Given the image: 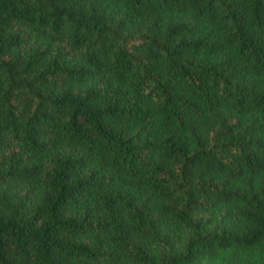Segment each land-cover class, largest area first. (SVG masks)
Listing matches in <instances>:
<instances>
[{
	"label": "trees",
	"instance_id": "1",
	"mask_svg": "<svg viewBox=\"0 0 264 264\" xmlns=\"http://www.w3.org/2000/svg\"><path fill=\"white\" fill-rule=\"evenodd\" d=\"M264 264V0H0V264Z\"/></svg>",
	"mask_w": 264,
	"mask_h": 264
},
{
	"label": "rangeland",
	"instance_id": "2",
	"mask_svg": "<svg viewBox=\"0 0 264 264\" xmlns=\"http://www.w3.org/2000/svg\"><path fill=\"white\" fill-rule=\"evenodd\" d=\"M199 264H208V261L206 259H203Z\"/></svg>",
	"mask_w": 264,
	"mask_h": 264
}]
</instances>
